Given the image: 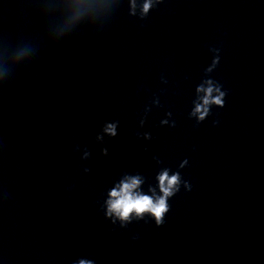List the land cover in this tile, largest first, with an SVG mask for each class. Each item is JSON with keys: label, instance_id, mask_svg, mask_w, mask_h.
I'll return each mask as SVG.
<instances>
[{"label": "clouds", "instance_id": "clouds-1", "mask_svg": "<svg viewBox=\"0 0 264 264\" xmlns=\"http://www.w3.org/2000/svg\"><path fill=\"white\" fill-rule=\"evenodd\" d=\"M147 8H148V5L146 4L145 10H147ZM209 91H211V89H209ZM205 102L207 103V101ZM216 102L219 103V100H217ZM163 179L164 178L162 177V182H163ZM174 179L175 178H173V180L170 181V183L174 182ZM135 183L136 182L133 181V185H128V184L124 185L121 198L116 203H114L113 207L115 209L122 210L121 214L124 217H127L129 212H131L132 210H135L137 213H141L146 210H151L157 217H159L164 208V201L161 200L157 206L153 207L152 202L148 197H138V198L133 199L132 195L128 192V189L131 186H134ZM112 195L117 196L118 194L115 191H113Z\"/></svg>", "mask_w": 264, "mask_h": 264}]
</instances>
